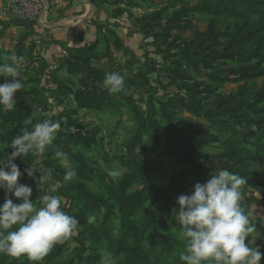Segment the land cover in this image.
Segmentation results:
<instances>
[{
  "label": "rangeland",
  "instance_id": "1",
  "mask_svg": "<svg viewBox=\"0 0 264 264\" xmlns=\"http://www.w3.org/2000/svg\"><path fill=\"white\" fill-rule=\"evenodd\" d=\"M119 1L117 13L128 14L136 28L120 33L135 51L112 36L114 57L108 39L89 55L76 53L85 72L71 69L73 83H80L75 89L61 82L50 87L52 74L38 65L32 70L26 48L0 34V63L23 57L17 79L24 85L16 107L0 112V158L12 151L5 141L31 127L29 119L61 121L43 154L15 160L18 183L32 188L37 207L40 196L61 197L62 209L80 222L42 264H100L104 252L117 264H182L185 241L172 211L180 195L220 169L248 180L241 205L256 226L250 246L263 252L264 0ZM108 72L123 75L131 94H109L103 87ZM95 83L97 91L89 90ZM57 150L66 155L54 158ZM32 168L36 180L27 175ZM49 168L53 175L41 190L39 178ZM67 170L77 174L70 182L63 180ZM111 170L119 177H110ZM90 215L94 224L87 223ZM0 264L31 262L0 254Z\"/></svg>",
  "mask_w": 264,
  "mask_h": 264
},
{
  "label": "clouds",
  "instance_id": "2",
  "mask_svg": "<svg viewBox=\"0 0 264 264\" xmlns=\"http://www.w3.org/2000/svg\"><path fill=\"white\" fill-rule=\"evenodd\" d=\"M147 37L145 43H150ZM11 63H0V77H10V81L0 83V112H9L16 107V94L22 89L21 76L23 57L12 55ZM103 87L109 94H131L126 87L125 78L119 72H108ZM31 127H22L5 148L11 153L0 158V188L5 191V202L0 205V254L20 258L26 256L31 264H42L45 257L58 245L67 241L77 230L79 220L62 209V198L45 194L39 197L37 207L30 199L33 190L30 186L18 183L22 173L15 160L31 154L39 156L53 145L61 121L46 118L42 122L26 121ZM66 154L57 150L54 158ZM27 175L36 180L33 168L26 169ZM53 169L49 168L39 178L42 190L45 176L51 178ZM75 170H67L63 175L65 182L76 176ZM113 179L119 177L118 170L109 171ZM248 180L227 169H220L205 183L197 182L190 195L182 194L173 209L172 216L181 228L180 238L185 241L184 251L179 259L182 264H260L264 253L258 247L250 246L251 234L256 231L251 223V212L242 207V186ZM55 191V189H53ZM14 194L21 202L14 203ZM95 215L87 217V223L94 224ZM15 229V230H13ZM100 264H117L111 252L101 254Z\"/></svg>",
  "mask_w": 264,
  "mask_h": 264
},
{
  "label": "crops",
  "instance_id": "3",
  "mask_svg": "<svg viewBox=\"0 0 264 264\" xmlns=\"http://www.w3.org/2000/svg\"><path fill=\"white\" fill-rule=\"evenodd\" d=\"M1 1L3 5L7 0ZM122 4L119 0H45L46 8L38 23L33 26L15 25L0 17V34L3 32L6 35L7 42L21 43L19 49L26 48L25 56L30 60L29 65L33 64L32 70L38 65L47 74H52L48 80L50 87L56 88V83L61 82L65 87L75 89L80 83H73L74 71L71 69L80 75L85 72L76 53L89 55L103 39H108L107 53L114 57L119 50H115L113 41H110L112 36L135 51V48L125 44L126 40L120 33L121 29L132 31L129 29L131 25L132 29H136L128 14L117 13ZM134 36L137 37L136 34ZM17 47L14 46L18 50ZM85 83L87 87L91 84L89 81ZM92 85L89 90L97 91V84ZM260 264H264V256Z\"/></svg>",
  "mask_w": 264,
  "mask_h": 264
},
{
  "label": "built area",
  "instance_id": "4",
  "mask_svg": "<svg viewBox=\"0 0 264 264\" xmlns=\"http://www.w3.org/2000/svg\"><path fill=\"white\" fill-rule=\"evenodd\" d=\"M45 8V0H7L0 8V17L10 24L33 26Z\"/></svg>",
  "mask_w": 264,
  "mask_h": 264
},
{
  "label": "trees",
  "instance_id": "5",
  "mask_svg": "<svg viewBox=\"0 0 264 264\" xmlns=\"http://www.w3.org/2000/svg\"><path fill=\"white\" fill-rule=\"evenodd\" d=\"M85 107H88V106L85 105ZM89 108H90V106H89Z\"/></svg>",
  "mask_w": 264,
  "mask_h": 264
}]
</instances>
